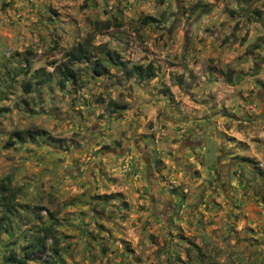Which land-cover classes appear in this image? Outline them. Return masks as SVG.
I'll return each mask as SVG.
<instances>
[{
    "label": "rangeland",
    "instance_id": "1",
    "mask_svg": "<svg viewBox=\"0 0 264 264\" xmlns=\"http://www.w3.org/2000/svg\"><path fill=\"white\" fill-rule=\"evenodd\" d=\"M0 185V264H264V0H0Z\"/></svg>",
    "mask_w": 264,
    "mask_h": 264
},
{
    "label": "trees",
    "instance_id": "2",
    "mask_svg": "<svg viewBox=\"0 0 264 264\" xmlns=\"http://www.w3.org/2000/svg\"><path fill=\"white\" fill-rule=\"evenodd\" d=\"M244 1H250V0H244ZM143 20H145V19H143ZM94 26H95V22H94ZM108 27H109V23L107 21L100 24L101 29H107ZM111 54L114 55V57L116 59H118L117 58L118 55L116 53H111ZM106 55H110V53L106 52ZM71 56H73L72 59H75V60H80L81 58H87V59L89 58L84 53H82L81 51H77V50L72 52ZM92 71L95 74H102L103 72H105V67L98 60H94L93 65H92ZM149 75H151V74H149ZM69 77L74 79V73L71 69L64 68L63 70H61L60 71V82H59V84L61 86H63L65 80H67V78H69ZM226 80L228 83H231L229 76H227ZM12 134H14V133H12ZM35 134H36V131H35ZM0 187H2V186L0 185ZM1 198L3 199V197H1ZM8 204H9V202L7 200L6 201L4 200L2 203L3 207H9ZM0 229H1V223H0ZM28 256H29V252L27 250H25L23 258H27ZM13 260L18 262V264H22L25 259H14L13 258Z\"/></svg>",
    "mask_w": 264,
    "mask_h": 264
},
{
    "label": "crops",
    "instance_id": "3",
    "mask_svg": "<svg viewBox=\"0 0 264 264\" xmlns=\"http://www.w3.org/2000/svg\"><path fill=\"white\" fill-rule=\"evenodd\" d=\"M228 163H224V164H218L217 165V167H218V169H217V167H216V169L214 170V174H215V176L217 177V180L220 182V185L221 186H225V184L227 185V183H228V174H227V171H226V169L223 171V174H222V176H219L218 175V173H219V169H221L222 167H228L227 169L229 170V165H227ZM227 187V186H226Z\"/></svg>",
    "mask_w": 264,
    "mask_h": 264
}]
</instances>
